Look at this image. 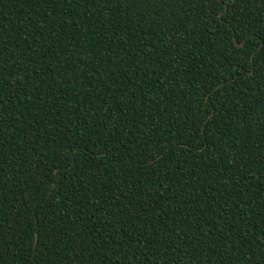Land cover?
<instances>
[{
    "label": "trees",
    "instance_id": "obj_1",
    "mask_svg": "<svg viewBox=\"0 0 264 264\" xmlns=\"http://www.w3.org/2000/svg\"><path fill=\"white\" fill-rule=\"evenodd\" d=\"M0 264H264V0H0Z\"/></svg>",
    "mask_w": 264,
    "mask_h": 264
},
{
    "label": "water",
    "instance_id": "obj_2",
    "mask_svg": "<svg viewBox=\"0 0 264 264\" xmlns=\"http://www.w3.org/2000/svg\"><path fill=\"white\" fill-rule=\"evenodd\" d=\"M238 47L242 48L243 47V44L238 45ZM252 62H253V59H252ZM251 74H253V72Z\"/></svg>",
    "mask_w": 264,
    "mask_h": 264
}]
</instances>
